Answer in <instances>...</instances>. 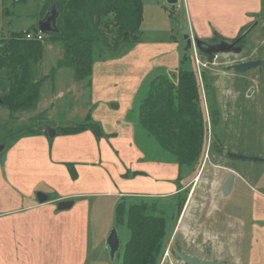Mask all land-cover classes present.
I'll return each mask as SVG.
<instances>
[{
	"label": "rangeland",
	"instance_id": "1",
	"mask_svg": "<svg viewBox=\"0 0 264 264\" xmlns=\"http://www.w3.org/2000/svg\"><path fill=\"white\" fill-rule=\"evenodd\" d=\"M141 1L138 44L124 54L121 48L119 57L94 61L90 86L76 81L71 68L56 67L65 53L62 43L45 42L42 58L30 75L40 82L35 105L11 112L0 104V144H5L0 152V253L10 255V247L18 243L15 252L25 259L35 258L36 264H122L129 238L125 225L117 227L121 245L112 260L105 247L116 204L142 198L165 211L166 235L156 264H184L175 250L203 257L234 256L232 261L238 264H250L253 258L251 264H264V230L251 234L255 223L264 227V77L260 67L243 72L226 68L264 53V0H178L174 6L166 0ZM49 5L47 1L42 12ZM254 20H259L258 25L237 55L217 54L209 61L195 51H182L180 24L198 38L218 33L231 39ZM98 52L109 53L96 48L94 54ZM179 67L194 72L204 117L208 108L211 122L208 127L205 118L204 148L210 143L209 151L196 165L178 169L176 194L159 196L153 189L148 190L151 196H131L146 192L141 190L151 179L147 172L135 177L138 183H132L131 177L126 183L120 181L124 170L148 166L138 159L136 146L146 149L147 160L158 152L149 141L137 136L135 140L136 106L145 97L150 79L167 71L177 74ZM89 112L104 136L86 130L93 140L81 135L72 143V138L64 139L68 135L59 134L63 126L86 123ZM47 128L56 130L52 139ZM224 149L247 159L227 157ZM163 155L160 160L171 163ZM68 163L74 165L75 178ZM231 171L237 175L232 190L219 199L220 186ZM196 175L193 196L188 198ZM38 192L50 199L39 203ZM67 195L73 205L60 212L56 206L62 200L57 199ZM208 210L213 211L209 222L203 215ZM255 213L258 218L253 224ZM17 218L29 224L18 235L13 230ZM230 224H238V240H243L237 258L232 244L216 243ZM208 237L214 243L206 247L202 241Z\"/></svg>",
	"mask_w": 264,
	"mask_h": 264
},
{
	"label": "trees",
	"instance_id": "2",
	"mask_svg": "<svg viewBox=\"0 0 264 264\" xmlns=\"http://www.w3.org/2000/svg\"><path fill=\"white\" fill-rule=\"evenodd\" d=\"M48 1L54 2L59 12L57 32L41 35L39 40L26 39V32H13L0 40V73L6 76H0V104L11 112L31 108L38 99L40 82L32 81L30 75L42 58L45 42L62 43L65 53L56 67L71 68L76 81L89 86L94 61L119 57L121 48H125L124 54L138 44L143 17L141 0ZM33 30L35 36L36 27ZM96 48L109 53L95 55ZM176 73L167 71L150 79L145 97L136 106L135 140L136 136L142 142L145 139L158 150L154 158L148 159L161 161L164 154V159L181 168L196 165L203 155L205 117L194 72L179 67ZM90 115L89 112L86 123L61 127L59 134L76 135L91 130L96 137L104 136L100 126L91 122ZM68 164L72 166L71 177L75 178L74 165ZM129 175L145 172L135 170L122 177ZM119 225H125L129 231L122 264H156L166 235L164 209L142 198L132 202L122 199L116 204L114 216L116 229Z\"/></svg>",
	"mask_w": 264,
	"mask_h": 264
},
{
	"label": "crops",
	"instance_id": "3",
	"mask_svg": "<svg viewBox=\"0 0 264 264\" xmlns=\"http://www.w3.org/2000/svg\"><path fill=\"white\" fill-rule=\"evenodd\" d=\"M47 1L48 0H0V40L4 39V38H7L13 32H24L25 33V31L26 32L29 31L30 33H32L34 31L33 30L34 27H36V32H37L36 35L38 33H40V31L38 30V21L45 16V14L50 9V5L52 4V3H50L49 8H48V10L46 12H42ZM250 3L253 4V2H251V1H250ZM172 6H174V5H172ZM10 16H12V17H10ZM21 23H23V25H24L23 27H20ZM5 26H7V27H5ZM225 33L230 34V33H228V31H225ZM40 34L44 35L42 33H40ZM192 35L197 36L196 34H192ZM201 38H204V37L201 36ZM216 56H217V54H216ZM216 56L213 55L212 58L216 57ZM235 71H237V70H235ZM239 72H243V71H239ZM205 108H206L205 109V111H206L205 118H207L208 127H210V122L211 121H210L209 114L207 112L208 108L207 107H205ZM234 112H235L234 115H236V108H234ZM204 115H205V113H204ZM85 133H86V131H84L82 133H79V134H76V135L64 136V139H65V137H70V138H72L71 139L72 143H74L75 139L79 141L80 140V136L83 135L84 137H87L88 140H90V141L93 140L92 134L86 135ZM77 137H79V138H77ZM144 141H145V139H144ZM135 146H136V144H135ZM206 146H207L206 149L209 151L208 148H210V143H207ZM136 147L140 151L139 152V156L140 157L138 159H140L141 162H148V163H146L148 166L145 169H135V170L142 171V172H145V173L148 172L149 175L151 176V179L148 181V183L146 185L147 188L146 189L143 188L141 190V191H146V192L131 193V196H133V195L137 196L139 194H146V196H151L150 194H152V193H149L148 190H153V189L156 190V192L158 193L157 195H159V196H161V195L162 196L163 195L164 196H166V195L172 196V195L176 194L179 191L178 183H177V185L174 183V180L176 181V177H177V173H178V169H179L177 164L169 163V162L166 163V162H162V161H159V160L155 161L154 159L147 160L145 158V156H144V152H145L146 149H144V148H142L140 146L139 147L136 146ZM206 149L204 148V153H205L204 158L207 155V151H205ZM224 154H225V149H224ZM143 156L145 158V161H142V159H141ZM135 157H136V155H135ZM227 157H229V156H227ZM230 158H232V157H230ZM260 161H263V160H260ZM202 162H203V160H202ZM182 168L184 169V168H187V167H182ZM135 170H133V171H135ZM126 172L129 173L131 171L130 170H124L123 173H126ZM231 172H233V171H231ZM229 173H228V175H229ZM233 173H234V179H235V176H237V175H236L235 172H233ZM128 177L132 178L131 179L132 183H138L139 181H133V180L135 179V177H142V176L136 175V176L133 177V176L129 175ZM158 177L161 178L160 183L157 181ZM197 177L198 176L196 175L192 179L193 180V182H192L193 186H192V190H191V188L189 189L190 193H188V196H189L188 198H190V197L192 198V196H193V192H194V189H195L194 184H195V180H196ZM226 177H225V179H226ZM120 178H121L120 181H122V183H126V181L129 179V178H122V177H120ZM222 184H221V186H222ZM221 186H220V191H219V199H220V196H222L221 195ZM186 187H188V186L185 185V188ZM222 197H224V196H222ZM69 198H70V195H67V196L61 197V198H59L57 200H69ZM202 198H203V200L205 202L204 197H202ZM49 199H50V197H49ZM129 199H131V198H129ZM206 199H207L206 202L211 200V198H208V197ZM218 203H219V200H218ZM38 211L39 212H37V213H39L38 215L40 216L41 213L43 212V209L38 210ZM63 211H68V209L67 210H63ZM63 211H60V212H63ZM47 213H48L47 217H49L50 216V212H47ZM212 213H213L212 210L211 211L208 210L207 212L203 213V215L206 214V215H204V217H207V221L208 222L210 220V217H211ZM181 217L183 218V213H182ZM257 218H258V216L255 213L253 215V221H252L253 224L257 221ZM20 219H22V218H20ZM20 219L17 218V220L13 222L14 223L13 224V230H15L17 232V235H18V231L21 228L25 227L26 229H28V227H29L28 221H25V223L22 221V223H21ZM228 227L229 228L227 229V231L223 232L224 235L222 234L223 236L222 235L219 236L220 242L219 243L216 242V243L217 244H221V243H223V244H232L231 252L236 256L235 258H237V256H238V248H240V245H241L243 240H241L242 239L241 237H240V240H238V224H236L235 226H234V224H230ZM251 229H253L251 231V234H253V233H257L259 231H263L264 227H259L257 225V223H255V225L253 226V228L251 227ZM216 234H218V232H216ZM231 235L233 236V238L229 239V237ZM209 238L210 237H208L207 239L202 241V242H204L206 247L209 246V245L211 246L214 243V241H211ZM238 243L240 245H238ZM13 245L14 246L10 247V250H11L10 255H7V253L5 255V253H4L5 251H1V253H0V264H25L26 262H27V264H36V259L35 258L25 259L23 256H19L18 252H15L18 249L17 247H19L18 243L13 244ZM4 248H5V250L7 249L6 246H4L3 249ZM13 250H14V252H13ZM232 257H234V256H229V257H224V258L221 257V258L224 261H226V262H232V263L238 264V263L232 261ZM252 259L253 258H251V260H250V264H251ZM253 260H255V259H253ZM255 261H253L254 264H259V262H255ZM47 264H50V263L47 262Z\"/></svg>",
	"mask_w": 264,
	"mask_h": 264
},
{
	"label": "water",
	"instance_id": "4",
	"mask_svg": "<svg viewBox=\"0 0 264 264\" xmlns=\"http://www.w3.org/2000/svg\"><path fill=\"white\" fill-rule=\"evenodd\" d=\"M168 4L175 5L178 0H166ZM59 16V12L56 8V4L53 2L50 5L49 11L45 14V16L38 21V30L40 33L44 35H51L57 32V18ZM178 22V21H177ZM257 23V22H256ZM256 23H254L251 27H253ZM179 24V22H178ZM250 27V29H251ZM249 29V30H250ZM179 30L184 41L182 45V51H195L196 54L201 56H206L208 60H211L212 56L215 54H222V53H240L242 51V45H236L239 39L231 40L226 38L218 33L213 34L210 38H198L195 35H190L188 28L183 26L182 24L179 25ZM248 30V31H249ZM236 45V46H235ZM234 46V47H233ZM260 67L264 77V54L262 58L253 59L242 61L238 63L231 64L229 66L232 70L238 71H246L251 68ZM0 99V103H1ZM47 134L50 139H52L56 135V130L54 128H47ZM5 148V144H0V152ZM225 155L233 158L239 159H247L246 156H242L235 153L225 152ZM234 182V173L230 172L225 181L221 186V195L225 196L230 193L232 189V185ZM49 196L44 194L43 192L37 193V201L39 203H45L48 201ZM73 202L71 200H62L57 202V210L63 211L71 208ZM106 249L110 255L111 260L114 258L116 253L120 248V238L118 235V231L115 226L111 228L110 233L106 238ZM175 255L184 263V264H235L230 262H220V261H212L203 259L201 257L186 254L182 251L175 250Z\"/></svg>",
	"mask_w": 264,
	"mask_h": 264
},
{
	"label": "flooded vegetation",
	"instance_id": "5",
	"mask_svg": "<svg viewBox=\"0 0 264 264\" xmlns=\"http://www.w3.org/2000/svg\"><path fill=\"white\" fill-rule=\"evenodd\" d=\"M258 21L259 20H254L253 21V23L248 27V28H246L244 31H241V32H238V35L237 36H235V37H233V38H231V40H236V39H239V41L236 43V45H242L243 46V48H242V50L244 49V46H245V44H244V41H245V39H246V37L249 35V33H250V31L252 30V29H254V28H256V26L258 25ZM257 22V23H256ZM254 23H256L253 27H251ZM250 27H251V29H250ZM250 29V30H249ZM249 30V31H248ZM183 44H184V42H183ZM235 45V46H236ZM234 47V46H233ZM187 52H190V51H187ZM225 54H238V53H225ZM264 54V53H263ZM263 54H262V56H261V58L263 57ZM215 56H216V54H215ZM206 57V56H205ZM255 59H258V57H256ZM212 60V59H211ZM210 60V61H211ZM249 60H253V59H249ZM242 62V61H241ZM236 63H238V62H236ZM234 64V63H233ZM231 64H229V65H227L226 66V68H228V70L230 69L229 68V66H230ZM258 68V67H257ZM237 72H238V70H237ZM227 178V177H226ZM225 181V180H224ZM195 256H198V257H201V258H203V259H207V260H212V261H220V262H226V261H224L222 258L220 259L219 257L217 258V257H212V256H205V257H203V256H200V255H198V254H194ZM180 260V259H179ZM181 261V260H180ZM230 263H232V262H230Z\"/></svg>",
	"mask_w": 264,
	"mask_h": 264
},
{
	"label": "built area",
	"instance_id": "6",
	"mask_svg": "<svg viewBox=\"0 0 264 264\" xmlns=\"http://www.w3.org/2000/svg\"><path fill=\"white\" fill-rule=\"evenodd\" d=\"M25 38H26V39L37 38V39L39 40V39L42 38V36H41L40 33H38L37 35L34 36L32 33H30V32H26V33H25Z\"/></svg>",
	"mask_w": 264,
	"mask_h": 264
}]
</instances>
